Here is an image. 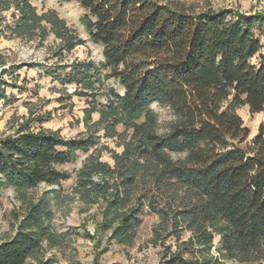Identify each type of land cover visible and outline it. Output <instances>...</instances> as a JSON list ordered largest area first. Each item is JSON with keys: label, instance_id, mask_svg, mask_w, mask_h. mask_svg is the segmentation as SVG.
<instances>
[{"label": "trees", "instance_id": "trees-1", "mask_svg": "<svg viewBox=\"0 0 264 264\" xmlns=\"http://www.w3.org/2000/svg\"><path fill=\"white\" fill-rule=\"evenodd\" d=\"M62 1L84 11L88 40L102 46L99 66L66 60L85 42L54 10L39 14L30 0H0V36L39 46L51 37L57 63L44 74L74 85L72 95L88 105L85 131L75 138L43 129L50 111L37 114L29 102L27 117L13 118L11 132L0 133V195L12 188L20 201L12 233L0 240V264H50L44 250L73 240L56 229L53 205L74 199L80 212L99 204L101 219L89 236L96 246L101 231L108 243L132 244L146 208L157 216L149 240L160 247L156 264H264V131L259 126L250 137L236 113L246 106L264 113V14L164 0ZM13 71L0 70V100H13L6 89L15 85L2 78ZM105 78L122 91L105 89L99 104ZM152 102L172 114L165 132ZM77 151L86 157L71 196L63 195L69 173L61 166ZM42 184L56 188L32 193Z\"/></svg>", "mask_w": 264, "mask_h": 264}, {"label": "rangeland", "instance_id": "rangeland-1", "mask_svg": "<svg viewBox=\"0 0 264 264\" xmlns=\"http://www.w3.org/2000/svg\"><path fill=\"white\" fill-rule=\"evenodd\" d=\"M35 7L36 12L51 9L62 17L68 26L76 29L78 36L85 42L76 46L66 60L71 63L73 60H92L96 65L103 61L101 56L102 46L91 42L87 38L85 27L81 24V17L84 11L75 3L62 0H30ZM173 3L183 4L185 7L194 10L205 9H229L232 13L240 12L246 14L261 13L264 14V0H164ZM39 46L35 42H24L19 39H5L0 36V70L6 68L14 70L10 75H2V78L14 87L7 88V95L12 94L13 100H0V133L8 134L11 132V120L13 118L27 117L28 108L26 103H30L32 109L37 114H44L50 111L47 121L42 124V128L58 131L59 135L66 138H75L81 132L85 131L82 120L83 110L88 107L85 97L72 95L74 85H63L59 80L44 74L49 68H53L57 63L55 59L50 58L49 49L53 46L52 38H47ZM255 62V59H252ZM61 64V63H60ZM104 75L105 71H101ZM14 79V80H12ZM113 88L121 93L117 81L111 78H105L102 81V90L96 95L95 100L101 104L104 102V90ZM22 88L21 91L19 89ZM70 95V97H69ZM8 102V103H7ZM10 102V103H9ZM150 109L156 114L159 121V131L165 132L168 123L173 119L170 110L157 102H152ZM236 113L241 117L244 127L250 131V137L257 133L259 126L264 131V113L251 114L246 107H238ZM92 120L98 119V113L91 115ZM33 127H38L35 122ZM121 131V127H117ZM106 144L119 151L112 140L103 141ZM76 159L72 163L64 164L61 169L69 173V178L62 181L61 194H72V188L75 185L74 172L79 168L86 153L76 152ZM174 157L177 154L172 153ZM102 160L110 162L108 154H103ZM56 187L39 185L32 193L39 194L46 189H55ZM12 188L2 190L0 195V240L9 236L13 224V212H16L20 201L16 198ZM54 225L57 230L72 233L73 240L70 246L63 249H47L42 253L43 261L51 259L50 264H156L159 255V246L153 247L149 240L152 237L153 225L157 221V216L148 212L146 208L140 215V225L137 229L132 244H119L113 241H106V231L99 233L100 244L96 246L95 224L101 219L99 204L95 203L86 211H79L77 200H71L62 205H53ZM90 236V237H89ZM185 238V235H184ZM219 245L218 237L214 239L213 253L217 256ZM104 250V251H101ZM97 252L98 253L97 255ZM25 264H40L38 260L27 259ZM229 264V263H224Z\"/></svg>", "mask_w": 264, "mask_h": 264}]
</instances>
